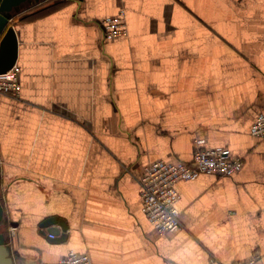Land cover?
Here are the masks:
<instances>
[{
    "label": "crops",
    "instance_id": "obj_1",
    "mask_svg": "<svg viewBox=\"0 0 264 264\" xmlns=\"http://www.w3.org/2000/svg\"><path fill=\"white\" fill-rule=\"evenodd\" d=\"M124 15L126 35L101 21ZM16 98L0 95V204L14 264H264V0H32L12 11ZM239 171L179 181L182 227L140 210L143 166L193 141ZM57 217L66 237L40 224Z\"/></svg>",
    "mask_w": 264,
    "mask_h": 264
},
{
    "label": "built area",
    "instance_id": "obj_2",
    "mask_svg": "<svg viewBox=\"0 0 264 264\" xmlns=\"http://www.w3.org/2000/svg\"><path fill=\"white\" fill-rule=\"evenodd\" d=\"M101 25L105 39L118 38L127 33L121 11L117 15L104 18ZM16 72L17 69L13 65L8 71L0 74V95L12 98L18 96ZM250 133L255 137L264 138V113L256 117L250 127ZM193 145L189 163L153 161L143 166L138 178L140 210L160 235L174 233L182 227L179 220L180 212L177 208L179 194L176 183L193 180L200 174L230 176L239 171L243 164L241 157L232 156L223 147L207 148L202 146L198 139H194ZM14 230L15 228L9 225V235H13ZM48 237L52 238L51 235ZM259 258L260 255L254 253L248 259L234 264H256ZM58 264H92V262L86 253L70 251L59 259Z\"/></svg>",
    "mask_w": 264,
    "mask_h": 264
},
{
    "label": "water",
    "instance_id": "obj_3",
    "mask_svg": "<svg viewBox=\"0 0 264 264\" xmlns=\"http://www.w3.org/2000/svg\"><path fill=\"white\" fill-rule=\"evenodd\" d=\"M28 0H0V74L8 71L15 64L17 41L11 25V14L14 9ZM3 219V208L0 204V223ZM14 227V224H10ZM40 227L46 228L51 242H60L66 237V223L57 217L45 219ZM0 264H14L13 253L4 232H0Z\"/></svg>",
    "mask_w": 264,
    "mask_h": 264
},
{
    "label": "rangeland",
    "instance_id": "obj_4",
    "mask_svg": "<svg viewBox=\"0 0 264 264\" xmlns=\"http://www.w3.org/2000/svg\"><path fill=\"white\" fill-rule=\"evenodd\" d=\"M0 197H1V193H0ZM8 229H9V224L7 223L6 218L3 216L2 222L0 223V232H4L7 238L9 239L10 233Z\"/></svg>",
    "mask_w": 264,
    "mask_h": 264
},
{
    "label": "flooded vegetation",
    "instance_id": "obj_5",
    "mask_svg": "<svg viewBox=\"0 0 264 264\" xmlns=\"http://www.w3.org/2000/svg\"><path fill=\"white\" fill-rule=\"evenodd\" d=\"M29 1H32V0H28V1H26V2H29Z\"/></svg>",
    "mask_w": 264,
    "mask_h": 264
}]
</instances>
